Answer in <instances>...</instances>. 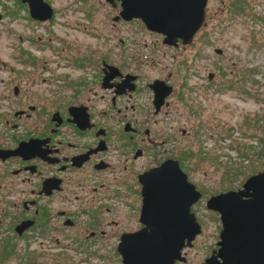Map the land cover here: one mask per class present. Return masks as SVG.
<instances>
[{
  "label": "flooded vegetation",
  "instance_id": "af4514ba",
  "mask_svg": "<svg viewBox=\"0 0 264 264\" xmlns=\"http://www.w3.org/2000/svg\"><path fill=\"white\" fill-rule=\"evenodd\" d=\"M9 1L0 2V24L19 20L31 32L16 33L15 55L0 56L16 62L0 80V264H125L122 252L151 254L142 180L167 161L201 197L184 218L178 207L158 217L172 222L158 231L170 237L161 264H223L221 213L209 199L245 182L205 194L183 166L190 132L176 125L195 112L177 60L196 35L165 45L140 20L119 18L116 0ZM118 26L149 39L134 44L142 55L113 54Z\"/></svg>",
  "mask_w": 264,
  "mask_h": 264
},
{
  "label": "rangeland",
  "instance_id": "374dc122",
  "mask_svg": "<svg viewBox=\"0 0 264 264\" xmlns=\"http://www.w3.org/2000/svg\"><path fill=\"white\" fill-rule=\"evenodd\" d=\"M52 1L57 7L68 5L67 0ZM0 2L12 6L9 0ZM227 3L208 1L206 22L194 46L177 60L184 58L178 80L192 89L187 102L196 113L194 118L184 114L176 125L190 132V137L181 138L184 167L205 194L240 188L264 169V141H260L264 140V0H241V11H229ZM22 32H31L22 21L6 18L0 24V56L15 55V39ZM131 33L127 27L113 29V54L142 55L134 44L142 45V39L149 43V39ZM120 39L126 40L122 48L118 47ZM163 63L170 66L173 61L166 57ZM12 65L16 62L0 58V80L6 79ZM185 73L189 74L186 78ZM209 73L215 74L212 81ZM245 153L254 157L242 161Z\"/></svg>",
  "mask_w": 264,
  "mask_h": 264
},
{
  "label": "water",
  "instance_id": "95a60500",
  "mask_svg": "<svg viewBox=\"0 0 264 264\" xmlns=\"http://www.w3.org/2000/svg\"><path fill=\"white\" fill-rule=\"evenodd\" d=\"M22 1H29L32 7V3L38 4L41 0ZM116 1L121 8L119 18L124 21L140 20L149 31L163 35V43L169 46L176 45L178 40L184 46L191 44L194 36L204 25L208 2V0ZM215 53L220 55L222 51L217 49ZM213 77L214 73H209L208 79L212 80ZM142 182L143 214L146 215L147 226L153 228L148 237L151 254L122 252L123 262L161 264L170 237L160 236L158 231L162 232L164 227L172 222H164L158 217H162L163 214L169 215L174 207H178L183 217L191 204L200 199L201 194L174 161H167L159 168L146 173ZM208 204L210 208L221 213L223 231L219 255L223 264H264V171L250 176L241 190L212 196ZM152 214L154 218L148 220L147 215ZM183 218L178 223L181 227L184 226ZM183 242V236L176 237L177 254L174 257L178 255Z\"/></svg>",
  "mask_w": 264,
  "mask_h": 264
},
{
  "label": "trees",
  "instance_id": "16d2710c",
  "mask_svg": "<svg viewBox=\"0 0 264 264\" xmlns=\"http://www.w3.org/2000/svg\"><path fill=\"white\" fill-rule=\"evenodd\" d=\"M237 10H240V11H241L242 8L240 9V8L238 7ZM254 73H256V72H254ZM257 73H258V71H257ZM228 89L231 90L232 88H231V87H228ZM239 89H241L240 86H239ZM241 91H242L243 93H245V94H248V91H245V90H243V89H242ZM260 141H264V140L261 139ZM254 155H258L257 152H256ZM252 157H254V156H252ZM252 157H249V155L246 154V153L244 154V156H240V158L242 159V161H244L245 159H246V160H250ZM258 157H259V155H258ZM183 166H184V165H183Z\"/></svg>",
  "mask_w": 264,
  "mask_h": 264
}]
</instances>
